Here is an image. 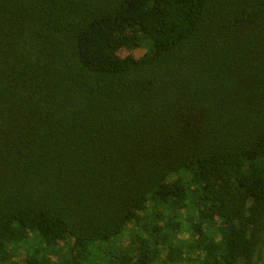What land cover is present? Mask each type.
<instances>
[{"label": "trees", "instance_id": "trees-1", "mask_svg": "<svg viewBox=\"0 0 264 264\" xmlns=\"http://www.w3.org/2000/svg\"><path fill=\"white\" fill-rule=\"evenodd\" d=\"M263 255L264 0H0V264Z\"/></svg>", "mask_w": 264, "mask_h": 264}, {"label": "rangeland", "instance_id": "rangeland-1", "mask_svg": "<svg viewBox=\"0 0 264 264\" xmlns=\"http://www.w3.org/2000/svg\"><path fill=\"white\" fill-rule=\"evenodd\" d=\"M120 55H124V52H120ZM125 233V234H124ZM123 234H119L116 238L112 239V241L108 242V241H98L97 244L99 245H107V243H110V249L112 248L113 250H118L120 247H125L127 245L128 242V236H127V230L124 231ZM105 242V243H103ZM98 251H103V250H97ZM259 264H264V255L262 256V259L259 260Z\"/></svg>", "mask_w": 264, "mask_h": 264}]
</instances>
